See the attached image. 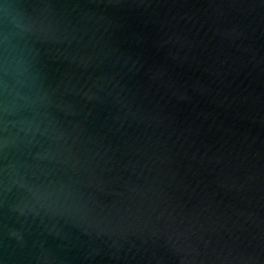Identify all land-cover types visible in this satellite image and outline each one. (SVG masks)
I'll use <instances>...</instances> for the list:
<instances>
[{"label":"water","instance_id":"obj_1","mask_svg":"<svg viewBox=\"0 0 264 264\" xmlns=\"http://www.w3.org/2000/svg\"><path fill=\"white\" fill-rule=\"evenodd\" d=\"M0 264H264V0H0Z\"/></svg>","mask_w":264,"mask_h":264}]
</instances>
